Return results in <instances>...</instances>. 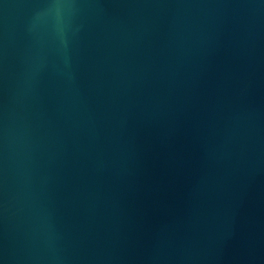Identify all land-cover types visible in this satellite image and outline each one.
Instances as JSON below:
<instances>
[{
	"label": "water",
	"instance_id": "obj_1",
	"mask_svg": "<svg viewBox=\"0 0 264 264\" xmlns=\"http://www.w3.org/2000/svg\"><path fill=\"white\" fill-rule=\"evenodd\" d=\"M0 264H264V0H0Z\"/></svg>",
	"mask_w": 264,
	"mask_h": 264
}]
</instances>
